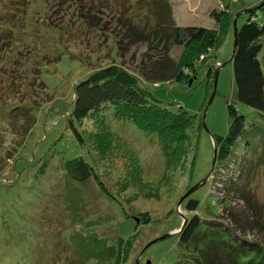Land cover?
<instances>
[{
	"label": "rangeland",
	"instance_id": "obj_1",
	"mask_svg": "<svg viewBox=\"0 0 264 264\" xmlns=\"http://www.w3.org/2000/svg\"><path fill=\"white\" fill-rule=\"evenodd\" d=\"M263 6L264 0H0V264H203L200 248L178 238L196 212L186 208L190 198L199 199L196 213L230 232L247 254L251 243L262 249L264 147L257 142L243 173L247 146L229 168L219 157L213 172L212 164L213 135L229 130L228 103L253 112L238 102L232 62L222 67L233 52V22L240 28L248 9ZM169 11L175 24L207 27L217 26L214 12L231 15L221 46L195 60L196 73L189 67L183 82L163 80L161 61L181 59L184 48L158 44L153 35L136 42L125 36L132 27L140 32L163 23ZM260 60L264 70V45ZM114 63L141 74L142 85L163 104L197 116L185 163L167 168L153 135L109 111L103 112L107 122L99 116L74 122L85 138L80 142L70 123L76 83ZM148 68H156L157 77ZM88 152L97 176L77 185L80 221L73 218V191L61 167ZM90 230L116 244L118 263H85L73 236ZM165 234L170 237L158 240ZM211 235L204 237L208 244Z\"/></svg>",
	"mask_w": 264,
	"mask_h": 264
},
{
	"label": "trees",
	"instance_id": "obj_2",
	"mask_svg": "<svg viewBox=\"0 0 264 264\" xmlns=\"http://www.w3.org/2000/svg\"><path fill=\"white\" fill-rule=\"evenodd\" d=\"M248 12L247 21L240 28L237 27L236 46L234 53L232 52L234 55L231 62L238 102L251 108L253 112L245 113L234 103L229 102L227 107L230 118L228 133L226 136L213 135L218 145L217 162L219 157V164L225 168H229L228 165H232L239 157L236 153L239 154L245 146L250 147L242 157L243 164L240 168L242 173L250 167L251 163L247 155L252 154L257 142L264 147V70L260 60V52L264 45V18H262L264 6L262 8L253 7ZM170 16L171 11L168 12L163 23L149 25L150 27L140 29V32L132 27V31L131 29L127 31L125 36L128 41L136 42L139 39L145 41L146 35H153V41L158 39L165 45L169 41L173 46L184 48L181 59L174 60V62L172 58H170L172 61L160 60L163 63L162 74L165 78L163 80L183 82L188 77L186 70L189 67L196 73L195 60L202 55L207 56L217 51L221 46L227 29L231 25V15L228 11L214 12L216 27L178 25ZM158 40L155 42L160 44ZM148 70L151 75L152 72L157 71L156 68H148ZM141 76L126 66L115 63L93 70L87 77L76 83L70 123L80 142L85 144V138L75 127L74 122L92 116H99L107 122L110 115H105L104 111L106 113L109 111L114 119L130 120L138 128L155 137L164 157L165 166L173 169L181 162L185 163L191 152V144L194 141L198 122L197 116L184 109L182 105L179 109H175L163 104L142 85ZM154 76L157 77L156 74ZM207 76H210V69ZM191 84L192 79L189 82V85ZM253 116L255 119H252ZM262 164L260 167L263 166ZM61 172L67 175V185L73 191L68 198L74 211H72L73 218L81 221L77 213L78 198H82V194L77 185L97 176L94 159L89 152L65 159ZM199 207V199H188L186 203L188 210L197 212ZM196 212L186 221L178 238L183 245L200 248L201 263L264 264V246L261 249L251 243V246H248L251 254H247V246L238 245L235 239L230 238L234 237L230 232L215 229ZM208 231L212 233V243L210 240L209 244L204 241V237L207 239ZM73 238L79 243L80 249L86 253L85 263L89 259L118 263L121 258V251L116 244H109L105 238H100L95 230H90L86 234L79 232ZM120 241L123 242V237H120ZM201 241L204 245L197 244Z\"/></svg>",
	"mask_w": 264,
	"mask_h": 264
},
{
	"label": "water",
	"instance_id": "obj_3",
	"mask_svg": "<svg viewBox=\"0 0 264 264\" xmlns=\"http://www.w3.org/2000/svg\"><path fill=\"white\" fill-rule=\"evenodd\" d=\"M248 11H251V8L250 9H248L246 12H248ZM234 28H235V35H236V30H237V22H236V18L234 19ZM235 46H236V40H234V46H233V53H234V51H235ZM232 53V55H231V57H230V59L228 60V61H226L223 65H222V67L223 66H225L226 64H228V63H230L231 61H232V59H233V54ZM221 67V68H222ZM221 68H218L217 69V71H216V75H215V83H214V92H213V94H212V97H211V101H210V103L212 102V100H213V98H214V95H215V91H216V87H217V82H218V76H219V72H220V69ZM208 108V107H207ZM207 110L208 109H206V111H205V117H206V114H207ZM204 124H205V119H204ZM214 142V158H213V164H212V172H213V169H214V167H215V164H216V160H217V153H218V145H217V143L215 142V141H213ZM207 179V178H206ZM206 179H204L203 181H201V182H199L198 184H196L195 186H193L190 190H189V192L187 193V195L186 196H189L190 194H192L194 191H196L197 189H199V188H201L205 183H206ZM137 221H138V219H136ZM168 237H170V234H165L164 236H162L161 238H159L158 240H163V239H166V238H168ZM158 240H156V241H158ZM137 264H138V262H137Z\"/></svg>",
	"mask_w": 264,
	"mask_h": 264
}]
</instances>
